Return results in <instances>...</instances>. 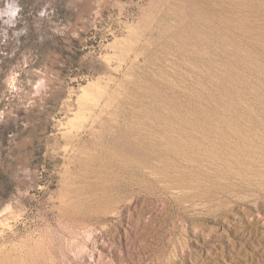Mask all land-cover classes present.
I'll return each mask as SVG.
<instances>
[{"label": "rangeland", "instance_id": "rangeland-1", "mask_svg": "<svg viewBox=\"0 0 264 264\" xmlns=\"http://www.w3.org/2000/svg\"><path fill=\"white\" fill-rule=\"evenodd\" d=\"M19 3L0 264H264V0Z\"/></svg>", "mask_w": 264, "mask_h": 264}, {"label": "clouds", "instance_id": "clouds-1", "mask_svg": "<svg viewBox=\"0 0 264 264\" xmlns=\"http://www.w3.org/2000/svg\"><path fill=\"white\" fill-rule=\"evenodd\" d=\"M22 12V7L20 6L19 0H4V6L0 8V24L6 25L7 29H12V35L17 38L20 35H23L26 29H16V25L20 19V13ZM46 14L44 10H41L38 15L43 17ZM7 29L5 31H7ZM6 38V37H5ZM43 83V81H39ZM9 88H13L16 84V76L13 75L9 78L8 81Z\"/></svg>", "mask_w": 264, "mask_h": 264}]
</instances>
